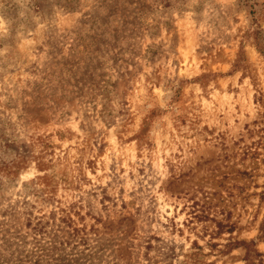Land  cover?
Returning <instances> with one entry per match:
<instances>
[{
	"label": "rangeland",
	"instance_id": "374dc122",
	"mask_svg": "<svg viewBox=\"0 0 264 264\" xmlns=\"http://www.w3.org/2000/svg\"><path fill=\"white\" fill-rule=\"evenodd\" d=\"M32 1L0 0V264H264V0Z\"/></svg>",
	"mask_w": 264,
	"mask_h": 264
},
{
	"label": "trees",
	"instance_id": "16d2710c",
	"mask_svg": "<svg viewBox=\"0 0 264 264\" xmlns=\"http://www.w3.org/2000/svg\"><path fill=\"white\" fill-rule=\"evenodd\" d=\"M40 1H43V0H33L32 2H30V7L36 11V12H42V6L41 4H39ZM1 14L5 17V18H9L10 14L8 13V10L6 11H2ZM256 44L257 46H259V42L258 40L256 41ZM258 50L259 52L264 55V48L262 47H258ZM37 248L36 249H39L40 251L43 250L42 246L41 245H37L36 246ZM33 253L35 254V259L33 260V263H40L41 261H43L42 257L44 256V254H42L43 252H38L36 250H30L22 260V262H32V255ZM49 256V255H47ZM21 261V259H19ZM15 264H18V262H16Z\"/></svg>",
	"mask_w": 264,
	"mask_h": 264
}]
</instances>
